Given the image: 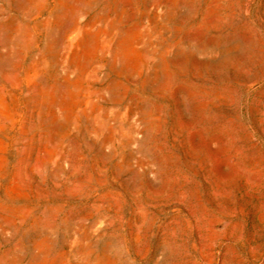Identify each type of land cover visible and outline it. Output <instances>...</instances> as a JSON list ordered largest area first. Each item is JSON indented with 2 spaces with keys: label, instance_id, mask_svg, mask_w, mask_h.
<instances>
[{
  "label": "rangeland",
  "instance_id": "374dc122",
  "mask_svg": "<svg viewBox=\"0 0 264 264\" xmlns=\"http://www.w3.org/2000/svg\"><path fill=\"white\" fill-rule=\"evenodd\" d=\"M0 264H264V0H0Z\"/></svg>",
  "mask_w": 264,
  "mask_h": 264
}]
</instances>
